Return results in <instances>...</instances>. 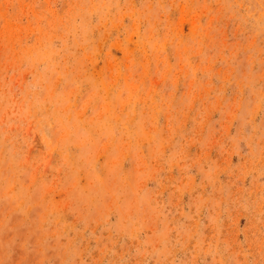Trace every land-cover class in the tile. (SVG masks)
<instances>
[{
    "label": "rangeland",
    "instance_id": "1",
    "mask_svg": "<svg viewBox=\"0 0 264 264\" xmlns=\"http://www.w3.org/2000/svg\"><path fill=\"white\" fill-rule=\"evenodd\" d=\"M0 264H264V0H0Z\"/></svg>",
    "mask_w": 264,
    "mask_h": 264
}]
</instances>
